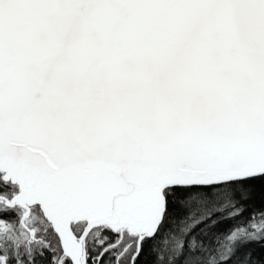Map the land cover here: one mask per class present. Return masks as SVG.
I'll return each mask as SVG.
<instances>
[{
	"label": "snow or ice",
	"instance_id": "6c2138e0",
	"mask_svg": "<svg viewBox=\"0 0 264 264\" xmlns=\"http://www.w3.org/2000/svg\"><path fill=\"white\" fill-rule=\"evenodd\" d=\"M0 264H264V0H0Z\"/></svg>",
	"mask_w": 264,
	"mask_h": 264
}]
</instances>
